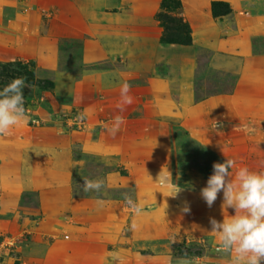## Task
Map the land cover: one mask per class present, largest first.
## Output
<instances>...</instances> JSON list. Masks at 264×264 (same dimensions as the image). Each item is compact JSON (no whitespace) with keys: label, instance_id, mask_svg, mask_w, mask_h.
<instances>
[{"label":"rangeland","instance_id":"rangeland-1","mask_svg":"<svg viewBox=\"0 0 264 264\" xmlns=\"http://www.w3.org/2000/svg\"><path fill=\"white\" fill-rule=\"evenodd\" d=\"M162 1L12 0L2 10L0 90L14 78L24 77L29 86L23 89L28 112V122L24 124L30 127L58 126L64 132L74 134L77 140L73 146L76 165L71 179L69 210L57 217H43L36 194H25L17 205L18 220L26 221L30 229L26 233H0V241L10 238L15 243L12 248H0V264H90V249L67 247L59 239L68 235L65 241L73 240L71 226L83 225L87 211L99 206L98 198L105 202L124 201V192L132 197L138 195L136 202L142 209L141 213L177 214L187 207L188 212L195 215H217V221L234 215V209H222V192L209 208L200 191L213 172L214 162L223 163L226 157H235L236 168L247 166L256 172L258 162L254 158L248 160L245 152L231 154L223 151L218 155L202 146L199 138L204 131L206 133V127L202 125L198 108L185 122L186 127L171 128L168 151L161 149L151 153L141 150L136 156L157 159L160 165L143 167L136 164L129 170L119 164L117 158L98 154V130L105 124L98 123L97 119L106 115L105 99L110 100L115 92H119L123 75L129 70H145L129 79L133 89L142 90L143 94H149V98L152 91L162 98L174 97V88L168 83L170 77L180 67L183 58L195 57L198 98L225 94L232 89L233 77L208 68L209 50L188 49L190 53L185 56L180 52H168L171 47L162 43L166 32L157 20ZM179 1L182 17L187 22L184 10L188 0ZM227 6L231 13L229 4ZM253 6L240 11L241 15L250 14L257 21L247 29V35L253 56L260 57L264 56V0H256ZM214 8L217 17H214L213 6L211 14L220 22L230 14L224 13L225 6L215 5ZM175 17L167 13L169 21ZM227 21L228 32H234V35L228 33L225 36L235 39L233 19L227 18ZM13 50L16 51L14 58ZM30 79L33 82L28 81ZM34 80L49 81L52 87L45 89ZM111 87L114 88L112 95ZM116 93L115 100L119 101ZM114 113L119 115V110ZM226 127L221 125L220 130ZM166 154L169 162L161 165ZM236 168L232 169L233 173ZM109 175L135 178L136 190L107 187L99 195L82 191L83 177L105 179ZM177 186L181 191L175 197L169 196L174 194ZM5 190V186H0V192ZM46 221H50V228ZM182 238L178 237L179 241L173 244L159 243L153 252L136 249L139 258L134 264H230L231 256L217 250L219 245L215 234L190 233Z\"/></svg>","mask_w":264,"mask_h":264},{"label":"crops","instance_id":"crops-1","mask_svg":"<svg viewBox=\"0 0 264 264\" xmlns=\"http://www.w3.org/2000/svg\"><path fill=\"white\" fill-rule=\"evenodd\" d=\"M213 1L227 3L232 10L223 22L215 20L211 14ZM11 2L0 0V23L2 10ZM255 3L256 0H188L184 15L191 27L192 44L188 48L168 45L171 47L167 48L168 52H180L185 56L192 49L209 50L208 68L233 77L231 91L198 98L197 64L195 57H188L181 60L180 67L169 79L168 83L175 91L174 97L162 98L152 91L149 98V94L131 86L128 95L132 97V103L125 105L121 111L118 104L122 84L129 83L133 75L145 72L141 68L132 72L129 70L123 75L119 92H115L119 101L115 100L114 88L111 87L110 95L114 93V98L105 99L106 115L97 119L98 123L105 124L98 130V154L117 158L118 163L129 170L136 164L143 167H152L156 163L160 165L157 159L136 156L141 150L151 153L161 149L168 151L171 128L186 127L185 122L198 108L202 125L206 127V133L204 131L199 138L202 146L218 155L223 151L231 154L245 152L248 160L254 158L258 162L257 172L264 169V56H253L248 42L247 29L257 21L250 14L241 15L240 11ZM229 17L235 25V39L225 36L228 33L234 35V32H228ZM2 56L0 52V58ZM12 56H16V51L13 50ZM117 109L119 115L114 113ZM116 116H122L125 122L112 135L108 128ZM221 125H226V129L220 130ZM76 140L74 134L66 133L58 126L30 127L25 124L14 127L8 135L0 136V186L7 188L0 192V233H26L30 229L26 221L18 220L17 205L25 194H36L43 217H57L69 210L71 179L76 165L73 158ZM169 159L166 154L163 160L160 159L161 165ZM233 159L237 161L235 157ZM105 181L108 188L136 190L135 178L109 175ZM136 195L133 199L138 201ZM216 216L195 215L188 211L137 215L123 200H112L105 202L103 207L99 205L87 211L82 226L70 225L72 241H65L68 235L59 241L67 247L90 249V264H134L139 258L136 249L153 252L157 244L177 243L178 237H188L190 233L213 234L209 232L210 218ZM46 223L50 228V221ZM133 223L137 225L135 230H131Z\"/></svg>","mask_w":264,"mask_h":264},{"label":"clouds","instance_id":"clouds-1","mask_svg":"<svg viewBox=\"0 0 264 264\" xmlns=\"http://www.w3.org/2000/svg\"><path fill=\"white\" fill-rule=\"evenodd\" d=\"M25 87H29L25 78L16 77L0 90V136L8 135L14 127L28 122L23 94ZM130 88L127 82L121 86L118 104L121 111L132 103V97L128 95ZM124 122L122 116L114 117L109 133L115 135ZM212 167L213 172L200 191L202 199L211 208L222 192V209H234V215L224 216L222 221L210 218V233L218 239L217 250L231 256L230 264H264V171H252L247 166L236 168V161L227 157L223 163L214 162ZM82 179V191L86 194L94 192L99 195L107 187L105 179ZM180 191L177 186L174 194L169 196L175 197ZM122 196L125 204L139 215L142 209L132 195L124 192ZM97 202L101 207L105 204L103 199L98 198ZM188 210L187 207L184 209ZM136 227L133 223L131 230Z\"/></svg>","mask_w":264,"mask_h":264},{"label":"trees","instance_id":"trees-1","mask_svg":"<svg viewBox=\"0 0 264 264\" xmlns=\"http://www.w3.org/2000/svg\"><path fill=\"white\" fill-rule=\"evenodd\" d=\"M215 5L225 6L226 8L224 13L226 15L230 13V9L227 4L223 2H213L211 6H213L212 10L214 17H217L214 13ZM167 13L171 15L174 14L176 16L175 19H170L169 21L167 18ZM157 20L160 26L164 29V32H166L165 36L162 38L163 44L188 46L192 43V35L190 34L191 30L187 22L182 17V5L179 0H163L160 4V13L157 15ZM27 75L29 76V74ZM28 81L33 82L32 79ZM34 81L36 84L43 85L45 89L52 87V83L49 81ZM173 248L176 249L175 245Z\"/></svg>","mask_w":264,"mask_h":264},{"label":"built area","instance_id":"built-area-1","mask_svg":"<svg viewBox=\"0 0 264 264\" xmlns=\"http://www.w3.org/2000/svg\"><path fill=\"white\" fill-rule=\"evenodd\" d=\"M14 245V241L10 238L0 241V248H12Z\"/></svg>","mask_w":264,"mask_h":264}]
</instances>
